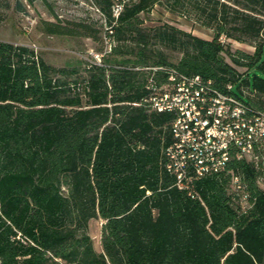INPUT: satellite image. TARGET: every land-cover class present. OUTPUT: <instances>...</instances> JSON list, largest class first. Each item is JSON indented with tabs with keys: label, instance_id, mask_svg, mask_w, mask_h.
<instances>
[{
	"label": "trees",
	"instance_id": "1",
	"mask_svg": "<svg viewBox=\"0 0 264 264\" xmlns=\"http://www.w3.org/2000/svg\"><path fill=\"white\" fill-rule=\"evenodd\" d=\"M159 1L95 0L116 43L87 67L81 88L75 70L0 41V264H264V173L233 157L220 176L178 185L164 154L173 115L143 102L150 76L161 93L172 89L166 72L151 69L163 67L236 87L264 111V0L215 1L211 39L142 27L140 14ZM44 31L74 34L54 23ZM222 35L254 50L231 51ZM231 174L255 198L247 212L233 200ZM94 219L103 221L99 251L88 234Z\"/></svg>",
	"mask_w": 264,
	"mask_h": 264
},
{
	"label": "built area",
	"instance_id": "2",
	"mask_svg": "<svg viewBox=\"0 0 264 264\" xmlns=\"http://www.w3.org/2000/svg\"><path fill=\"white\" fill-rule=\"evenodd\" d=\"M122 8L123 3L118 1L112 8L114 17ZM219 40L224 42L223 37ZM151 69L166 72L172 86L161 93L162 88L150 76L151 93L143 102L150 110L173 115V140L164 154L166 169L176 177L178 185L187 177L220 176L233 157L247 160L264 173V111L248 105L232 92L230 85L224 92L199 75L163 67ZM258 181H264V175ZM230 189L240 213L253 207L255 198L240 175L231 174ZM16 237L20 239V234Z\"/></svg>",
	"mask_w": 264,
	"mask_h": 264
},
{
	"label": "rangeland",
	"instance_id": "3",
	"mask_svg": "<svg viewBox=\"0 0 264 264\" xmlns=\"http://www.w3.org/2000/svg\"><path fill=\"white\" fill-rule=\"evenodd\" d=\"M215 1L231 8L249 4V0H180L179 4L175 0H160L149 12L140 14L142 27L166 23L201 38L211 39L216 23L210 20L209 13L218 6ZM234 3H239V6ZM0 13L4 17L0 22V41L28 46L49 65L75 70L70 79L80 81V88L87 67L93 62L101 63L102 57L99 60L98 55H107L116 43L95 0H0ZM231 13L229 17H232ZM259 17L264 19V15ZM46 23L60 25L74 34H48L44 31ZM221 37L231 51L240 49L252 53L254 50L252 45L227 39L224 35ZM165 52L172 62L178 60L177 52ZM124 56L132 57L128 53ZM237 69L245 71L244 68ZM232 91L242 97L236 87ZM261 185L264 186V181ZM102 223V220L94 219L88 226V234L97 251L100 250Z\"/></svg>",
	"mask_w": 264,
	"mask_h": 264
}]
</instances>
